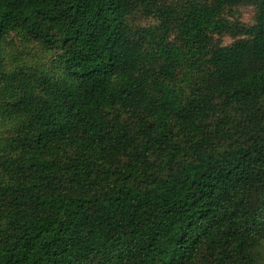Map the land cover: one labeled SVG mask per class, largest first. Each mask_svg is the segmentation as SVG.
Listing matches in <instances>:
<instances>
[{
    "label": "trees",
    "instance_id": "1",
    "mask_svg": "<svg viewBox=\"0 0 264 264\" xmlns=\"http://www.w3.org/2000/svg\"><path fill=\"white\" fill-rule=\"evenodd\" d=\"M0 264H264V0H0Z\"/></svg>",
    "mask_w": 264,
    "mask_h": 264
},
{
    "label": "rangeland",
    "instance_id": "2",
    "mask_svg": "<svg viewBox=\"0 0 264 264\" xmlns=\"http://www.w3.org/2000/svg\"><path fill=\"white\" fill-rule=\"evenodd\" d=\"M237 16L240 18V20H242L244 23H250L252 21V13H253V8L251 6L248 5H243L240 6L237 9ZM223 43H230L232 41V38L228 37V36H224L222 38Z\"/></svg>",
    "mask_w": 264,
    "mask_h": 264
}]
</instances>
